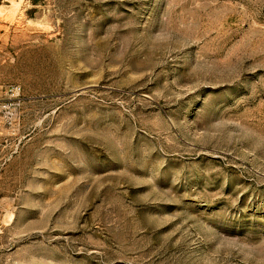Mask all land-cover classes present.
<instances>
[{"label": "rangeland", "instance_id": "1", "mask_svg": "<svg viewBox=\"0 0 264 264\" xmlns=\"http://www.w3.org/2000/svg\"><path fill=\"white\" fill-rule=\"evenodd\" d=\"M0 264H264V0H0Z\"/></svg>", "mask_w": 264, "mask_h": 264}]
</instances>
